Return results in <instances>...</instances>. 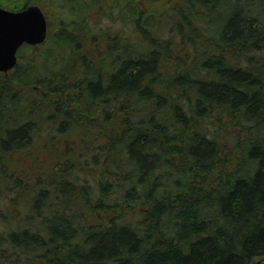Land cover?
<instances>
[{"label": "trees", "instance_id": "1", "mask_svg": "<svg viewBox=\"0 0 264 264\" xmlns=\"http://www.w3.org/2000/svg\"><path fill=\"white\" fill-rule=\"evenodd\" d=\"M30 3L62 12L54 42L23 44L0 72V168L41 128L83 130L94 151L27 185L32 212L0 234V264L264 256V0H0ZM103 13L120 26L94 29ZM30 87L40 96L16 91ZM92 117L116 125L97 134Z\"/></svg>", "mask_w": 264, "mask_h": 264}, {"label": "rangeland", "instance_id": "2", "mask_svg": "<svg viewBox=\"0 0 264 264\" xmlns=\"http://www.w3.org/2000/svg\"><path fill=\"white\" fill-rule=\"evenodd\" d=\"M35 3V2H32ZM31 4V3H30ZM38 4V3H37ZM159 4V1L155 2V5ZM41 8L43 9L47 21H48V33L44 42H54V36L58 33V29L56 27V22L59 17L58 9L60 12L62 10L57 6H46L41 4ZM65 14L67 13L66 10ZM67 13L66 15H68ZM100 22L91 23L95 24L94 29L101 31L105 28H109L110 30L118 28L119 21L117 19L111 20L103 15L98 19ZM167 35V33H165ZM100 38V36H98ZM102 37L96 43V45L102 44ZM43 42V43H44ZM41 43V44H43ZM12 70L7 73L2 74L9 76L11 75ZM26 90L22 92L21 89L16 90L18 94L27 93V95H32L34 98L39 97L40 88ZM94 124V128L92 125H87L86 127L89 129H94L97 134L99 128H102V133L107 130L109 126L115 127L116 123L110 120H104L102 117L94 118L92 117ZM97 125H99L97 127ZM83 131V130H82ZM82 131L80 135L69 133L60 134L56 130L46 131L41 128L37 135H35L32 139V144L27 148L21 149L17 152H12L3 158V163L5 166L4 171L0 168V234L5 233L6 231L16 228V226L21 225L23 222H26L25 216L28 212H32L30 208L29 199L33 195L31 192L30 195L28 193L27 185L33 184L34 189H37L40 186L38 180L40 182H51L50 176L54 171V166H52L53 162L62 161L68 162L67 164L71 165L76 163L78 159H85L89 156L91 152L94 151V145L92 143L86 144L83 140ZM98 140H102L101 137L97 138ZM86 154V157L85 155ZM89 163V162H87ZM79 167L83 165L81 162L76 163ZM90 166L91 164H87ZM2 167V166H0ZM75 171V169H74ZM91 170L89 172H93ZM76 172L81 176L80 178H87L88 181H84L82 183L85 184L86 189L90 193V198H95V187L96 181L91 179L88 171L83 169H76ZM96 172V171H95ZM16 180L21 181V185L25 188V191L19 193L18 186H16ZM83 181V180H82ZM52 201V200H51ZM50 201V202H51ZM57 201V200H56ZM67 204L64 208H69L71 205ZM57 202H54L53 206L57 205ZM86 213V212H84ZM96 213H86L84 222L91 223L95 221ZM83 215V214H82ZM259 261L257 264H264V256L255 258L251 263H255Z\"/></svg>", "mask_w": 264, "mask_h": 264}, {"label": "water", "instance_id": "3", "mask_svg": "<svg viewBox=\"0 0 264 264\" xmlns=\"http://www.w3.org/2000/svg\"><path fill=\"white\" fill-rule=\"evenodd\" d=\"M47 33L48 21L38 4H28L19 10L0 6V72L14 68L20 46L41 44Z\"/></svg>", "mask_w": 264, "mask_h": 264}]
</instances>
